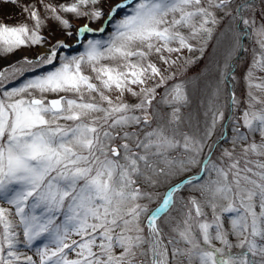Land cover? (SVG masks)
Masks as SVG:
<instances>
[{
    "label": "rangeland",
    "instance_id": "obj_1",
    "mask_svg": "<svg viewBox=\"0 0 264 264\" xmlns=\"http://www.w3.org/2000/svg\"><path fill=\"white\" fill-rule=\"evenodd\" d=\"M250 263L264 0H0V264Z\"/></svg>",
    "mask_w": 264,
    "mask_h": 264
},
{
    "label": "water",
    "instance_id": "obj_2",
    "mask_svg": "<svg viewBox=\"0 0 264 264\" xmlns=\"http://www.w3.org/2000/svg\"><path fill=\"white\" fill-rule=\"evenodd\" d=\"M33 103H34V104H40L41 101L35 99V100H33ZM49 103H50V106H51V107L53 108V110H55V111H61L62 108H63V105H62V99H60V98H54V99H51V100L49 101Z\"/></svg>",
    "mask_w": 264,
    "mask_h": 264
},
{
    "label": "trees",
    "instance_id": "obj_3",
    "mask_svg": "<svg viewBox=\"0 0 264 264\" xmlns=\"http://www.w3.org/2000/svg\"><path fill=\"white\" fill-rule=\"evenodd\" d=\"M236 84H232V87H230V85H229V87H230V90H232L233 89V87L235 86ZM232 92H234V91H232ZM229 108H231V106L229 107ZM20 229H21V226H20ZM2 230V229H1ZM15 231V230H14ZM251 250V249H250ZM252 251V250H251ZM253 252V251H252Z\"/></svg>",
    "mask_w": 264,
    "mask_h": 264
}]
</instances>
